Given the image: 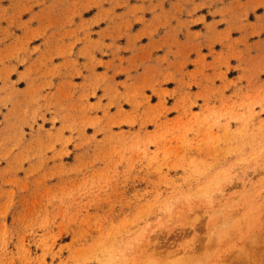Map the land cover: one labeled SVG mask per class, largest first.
Returning <instances> with one entry per match:
<instances>
[{
	"label": "rangeland",
	"instance_id": "obj_1",
	"mask_svg": "<svg viewBox=\"0 0 264 264\" xmlns=\"http://www.w3.org/2000/svg\"><path fill=\"white\" fill-rule=\"evenodd\" d=\"M0 264H264V0H0Z\"/></svg>",
	"mask_w": 264,
	"mask_h": 264
},
{
	"label": "bare ground",
	"instance_id": "obj_2",
	"mask_svg": "<svg viewBox=\"0 0 264 264\" xmlns=\"http://www.w3.org/2000/svg\"><path fill=\"white\" fill-rule=\"evenodd\" d=\"M235 225V224H234ZM221 232V231H220ZM182 243H184V242H182ZM196 243V242H195ZM184 244H186V246L188 247V248H190L191 250H194L196 247H195V245L196 244H194V243H192L193 245L192 246H190L189 247V243H184ZM183 244V245H184ZM202 245H204V244H202V242H201V245L199 244V248L202 246ZM151 246L153 247V249H152V251L151 252H155V247L157 246H154L153 244H151ZM196 246H198V245H196ZM250 246V245H249ZM151 247V248H152ZM180 248H182V247H180ZM158 249V248H157ZM174 249V248H173ZM185 249V248H184ZM158 252H160V253H162L161 255H164L165 256V258H168L170 255H172L170 252H171V250H165L164 252H162L161 250H157ZM179 251V250H178ZM145 253V252H144ZM261 253V252H260ZM138 254H140V252H138ZM146 254V253H145ZM152 254V253H151ZM153 255V254H152ZM154 256V255H153ZM191 257V256H190ZM231 257V259L232 258H237V257H235V256H230ZM255 257V256H254ZM232 260H234V259H232ZM232 260H230V261H232ZM238 260V259H237Z\"/></svg>",
	"mask_w": 264,
	"mask_h": 264
}]
</instances>
